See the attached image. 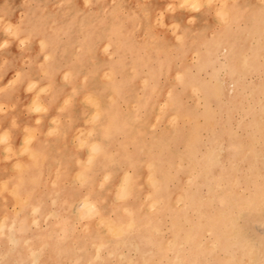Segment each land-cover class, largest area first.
I'll return each instance as SVG.
<instances>
[{"label":"rangeland","instance_id":"obj_1","mask_svg":"<svg viewBox=\"0 0 264 264\" xmlns=\"http://www.w3.org/2000/svg\"><path fill=\"white\" fill-rule=\"evenodd\" d=\"M8 3L0 48L15 41L27 67L40 56L28 111L74 120L80 153L74 174L27 184V128L21 148L6 149L15 162L0 178V264H264V203L241 206L264 188V0ZM86 192L100 213L83 215ZM197 202L207 215L227 204L219 229L238 230L252 253L229 235L213 244Z\"/></svg>","mask_w":264,"mask_h":264},{"label":"crops","instance_id":"obj_2","mask_svg":"<svg viewBox=\"0 0 264 264\" xmlns=\"http://www.w3.org/2000/svg\"><path fill=\"white\" fill-rule=\"evenodd\" d=\"M9 1L0 0V9L9 5ZM202 8L207 7L203 4ZM188 15L184 10L183 16ZM2 41L0 33V46ZM39 60L40 56L34 57L32 67H27L26 54L16 48L15 41L9 47L0 48V104L5 103L0 105V178L13 174L11 168L15 160L5 159L6 149L19 150L27 128V138H30L27 143V184L34 176L74 174L75 157L80 153L74 143L73 136L78 128L74 120L52 121L54 109L50 115L39 114L40 120L36 118L37 113L28 112L32 96L26 89L27 83L36 72ZM16 73L19 74L17 80Z\"/></svg>","mask_w":264,"mask_h":264},{"label":"bare ground","instance_id":"obj_3","mask_svg":"<svg viewBox=\"0 0 264 264\" xmlns=\"http://www.w3.org/2000/svg\"><path fill=\"white\" fill-rule=\"evenodd\" d=\"M201 6V5H200ZM190 18V17H189ZM188 18V19H189ZM192 18V17H191ZM192 20H193V18H192ZM176 24H178V23H176ZM178 26V25H177ZM111 44V43H110ZM224 47V46H223ZM35 81V80H34ZM37 81V80H36ZM3 87V86H2ZM1 87V88H2ZM92 94H94V93H92ZM91 94V95H92ZM98 95V94H97ZM95 96V95H94ZM34 97V96H33ZM89 97H93V95L92 96H89ZM97 97V96H96ZM100 98V97H99ZM30 100V99H29ZM102 100H104V99H102ZM32 102V101H31ZM38 102V101H37ZM100 102V101H99ZM104 103H106L105 101H104ZM2 104H5V103H2ZM2 104H0V105H2ZM7 104V103H6ZM27 104V103H26ZM41 104V103H40ZM27 107V106H26ZM1 109V108H0ZM29 112V111H28ZM33 113V112H32ZM170 118V117H169ZM101 125V124H100ZM257 125V124H256ZM93 129V128H92ZM95 129V128H94ZM53 130V129H52ZM87 130V129H86ZM76 131V130H75ZM82 131V129H80V132ZM48 132V131H47ZM24 136V135H23ZM23 139V138H22ZM99 141H97V140H93V141H91L90 142V144L88 145L87 144V147L88 148H90L91 149V152H92V154L93 153H96V152H98V151H100L101 150V145H99V143H98ZM87 143H89V142H87ZM13 145V144H12ZM30 147V146H29ZM23 148V147H22ZM86 151V150H85ZM89 152V151H88ZM91 154V155H92ZM90 155H89V153H88V156L86 157V159L89 157ZM5 157V156H4ZM154 159V158H153ZM19 160V159H18ZM77 160H79V159H77ZM84 160V159H83ZM91 160H93V157L92 156H90L89 157V162L91 161ZM155 160V159H154ZM209 161H210V163H212L211 162V160L210 159H208ZM84 161H86V160H84ZM84 161H83V163H84ZM77 163H79V162H77ZM80 164V163H79ZM85 164V163H84ZM81 170H82V168H81ZM83 172H84V170H83ZM207 172L208 171H205V174H207ZM85 173V175L84 176H87L86 174H88L86 171L84 172ZM109 173L110 172H106L103 176H105L106 178L108 177V175H109ZM131 173V172H130ZM111 175V174H110ZM123 175H125V174H123ZM193 176V175H192ZM219 176H221V175H219ZM90 177V176H89ZM124 177V176H123ZM146 177V176H145ZM157 177V176H156ZM216 177H217V175H216ZM103 179H104V177L102 178V181L101 182H103ZM157 179V180H156ZM5 180V179H4ZM127 180H128V177H127ZM1 181V180H0ZM99 181V180H98ZM124 182V181H123ZM148 182V181H147ZM152 182H153V184L155 185V184H157V185H160V183H159V180H158V178H154L153 180H152ZM122 183V182H121ZM97 184H99V182H97ZM118 184V183H117ZM129 185V184H128ZM222 185V184H221ZM99 186V185H98ZM123 186V185H122ZM117 187V186H116ZM128 188V187H127ZM129 189V188H128ZM119 190V189H118ZM124 190V189H123ZM123 190H122V192H123ZM126 193H128V190L127 191H125L124 190V192L122 193L123 195H125ZM116 195V194H115ZM158 195V194H157ZM159 196V195H158ZM116 197H118L117 195H116ZM155 197H157V196H155ZM187 197H189V196H187ZM146 198V197H145ZM144 198V199H145ZM186 198V197H185ZM230 198H232V197H230ZM31 199V198H30ZM80 199V202H78L79 204H77L78 205V207H80V208H85L84 210L85 211H82V210H80V211H82V213H85V214H83V215H89L90 216V213H93V212H99L100 213V210L98 209V208H96V200H97V198H92V196H90V193H88V192H86L84 195H82L81 196V198H79ZM78 199V200H79ZM189 199V198H188ZM233 199V198H232ZM234 200V199H233ZM151 201V200H150ZM149 201V202H150ZM189 201V200H188ZM43 202V201H42ZM194 202V201H193ZM98 203V202H97ZM184 203V202H183ZM262 203H264V188L263 189H261V188H258V191H256L255 192V194H254V196L251 198V199H246L245 201H244V203H243V205L241 204V206L244 208H246L247 210H249V211H251L253 208H255L256 206H259L260 204H262ZM151 204H153V202L151 203ZM76 205V206H77ZM98 205V204H97ZM192 206H195L196 208H198L199 210H200V208H202V206H203V203H199V202H197L196 204H191ZM31 206L33 207V208H36V209H39L40 210V207H42L41 206V201L39 200H37L36 202H32L31 203ZM154 206V205H153ZM226 206H228L227 204H224L223 205V207H222V209H218L217 211H214L212 214H210V215H207V214H204L203 212H202V210H200V213H199V221H198V224H199V226H203V227H207V225H208V223H211V225L209 226V232L211 233V235H212V240H213V244H217V245H219V246H222V243H223V239H224V236L225 235H229V238L228 239H231L232 238V242H231V244L230 245H232L233 243H241V237L237 234V232L236 231H238V230H229V231H224L223 230V228H222V230H223V232L225 233L224 235H223V233L221 232V230L219 229V225H220V222L221 221H226V220H228L229 221V215H227V210H228V208L226 207ZM235 206V203H233V207ZM100 207V206H99ZM127 207H129V206H127ZM226 207V208H225ZM76 209H77V207H76ZM123 209V208H122ZM140 209V208H139ZM147 210V209H146ZM80 211H78L79 212V214H81V212ZM126 211L128 212V214H129V221H128V224L129 223H131V226L134 224V221H135V218H134V216H132L131 214L133 213V210L132 209H129V208H126ZM95 214V213H94ZM203 214H204V216H203ZM228 214H229V211H228ZM101 215V214H100ZM105 215V214H104ZM104 215L102 216L101 215V217L100 218H104V219H106L105 217H104ZM109 215H110V213H109ZM79 216V215H78ZM106 216V215H105ZM108 216V215H107ZM112 216V215H111ZM110 216V224L109 225H111L112 227H113V229H115V230H119V229H121L120 227H122L121 225H123V219L122 218H119L118 216L116 217V216H113V217H111ZM201 216L202 217H204V218H201ZM81 217H82V215H81ZM109 217V216H108ZM107 217V218H108ZM78 218V217H77ZM86 218V217H85ZM99 218V219H100ZM183 218V217H182ZM101 220V219H100ZM99 220V221H100ZM161 220V219H160ZM98 222V221H97ZM175 222V221H174ZM56 223V222H55ZM106 223V222H105ZM85 224V223H84ZM223 224H225V222L223 223ZM222 224V225H223ZM86 225H88V224H86ZM99 225V224H98ZM147 225V224H146ZM234 225V224H233ZM118 226L119 227V229H118V227L116 228V227ZM129 226V225H128ZM156 226V225H155ZM224 226V225H223ZM228 226V225H227ZM227 226H225V227H227ZM106 227V226H105ZM139 227V226H138ZM224 227V228H225ZM123 228V227H122ZM158 228V227H157ZM220 228H221V226H220ZM87 229V227L85 228V230ZM177 229V228H176ZM179 229V228H178ZM193 229H194V227H193ZM193 229H191V230H187V231H185V234H184V239L185 240H189L193 235L195 236V233H196V231L195 230H193ZM233 229V228H232ZM106 230V229H105ZM125 230V229H124ZM159 231H160V229H159ZM100 232V231H99ZM103 232V231H102ZM111 232V231H110ZM113 232H115V231H113ZM113 232H111V233H113ZM120 234V233H119ZM193 236V237H194ZM172 237V236H171ZM196 237V236H195ZM226 237V236H225ZM228 237V236H227ZM226 237V238H227ZM234 238V239H233ZM99 240H101V239H99ZM124 240V239H123ZM175 240V239H174ZM122 241V240H121ZM167 241H168V239H167ZM92 243H94V242H92ZM117 243H119V242H117ZM106 244V243H105ZM131 244V243H130ZM180 244V243H179ZM103 245H104V242L103 241H101V242H98V243H96V253H94L95 255H93V258H94V256H95V258H96V256L98 257L99 256V258H100V253H99V251L98 250H100L101 249V247H103ZM227 245V244H226ZM229 245V246H230ZM169 246V245H168ZM228 246V247H229ZM240 247L241 248H243V250H244V253L243 254H249V253H252V248H254V247H252V246H249L247 243H241V245H240ZM251 247V248H250ZM31 251L33 252L34 251V249H33V247H32V245H31ZM37 248V247H36ZM39 249V248H38ZM80 249V248H79ZM59 250V249H58ZM192 250V249H191ZM257 250H258V248H257ZM30 251V252H31ZM36 251V250H35ZM108 251V254L110 255V253H112L113 251H114V249L112 250V249H110V250H107ZM152 251V250H151ZM144 253V252H143ZM186 254V253H185ZM255 254H257V253H255ZM124 255V254H123ZM122 255V256H123ZM184 257H186V256H184ZM183 257V258H184ZM177 258L178 259H180V255L178 254L177 255ZM253 258V257H252ZM103 259V258H102ZM132 259V258H131ZM91 260V259H90ZM255 261V260H254ZM257 261V260H256ZM145 262V261H144ZM173 262V261H172ZM87 263L88 264H92V263H90L89 262V259H87ZM129 264V263H128ZM173 264V263H172Z\"/></svg>","mask_w":264,"mask_h":264}]
</instances>
